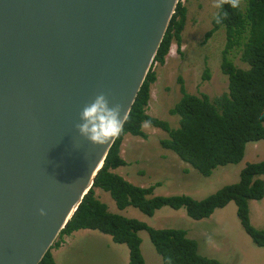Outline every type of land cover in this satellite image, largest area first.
I'll use <instances>...</instances> for the list:
<instances>
[{"label":"water","instance_id":"95a60500","mask_svg":"<svg viewBox=\"0 0 264 264\" xmlns=\"http://www.w3.org/2000/svg\"><path fill=\"white\" fill-rule=\"evenodd\" d=\"M177 2L0 0V264H39L67 225L113 143L80 112L103 92L128 114Z\"/></svg>","mask_w":264,"mask_h":264},{"label":"trees","instance_id":"16d2710c","mask_svg":"<svg viewBox=\"0 0 264 264\" xmlns=\"http://www.w3.org/2000/svg\"><path fill=\"white\" fill-rule=\"evenodd\" d=\"M222 11V10H217ZM228 17L221 24L212 18L211 29L205 39L222 28L224 46L220 54L219 69L227 79V92L212 99L200 94H187L180 77L176 83L181 95L169 110L178 117V127L170 129L166 122L148 116L146 106L150 86L156 81L152 63L161 67L172 45L179 55L181 32L185 21V6L178 0L168 22L151 65L142 81L127 114L124 133L108 149L92 187L82 198L67 225L57 234L39 264H55L51 250L57 249L64 237L79 230L96 231L127 249V264H144L140 254L138 233L147 234L161 264H220L198 254L196 243L181 229H154L146 224L111 214L93 194L99 189L108 194L117 210L131 207L147 217L162 207L183 209L194 221L208 218L214 210L232 202L235 216L251 242L264 248V232L254 229L248 219V202L264 196V161L245 165L235 184L225 185L201 200L188 196H153V187H136L112 173L126 163L120 158L121 143L126 135L146 140L141 123L150 120L152 127L164 132L166 139L159 146L173 153L202 177H208L217 167L237 164L243 157L247 143L264 140V0H243L240 9L224 5ZM238 54L246 69L235 67L228 59ZM208 77L203 71L202 80Z\"/></svg>","mask_w":264,"mask_h":264},{"label":"rangeland","instance_id":"374dc122","mask_svg":"<svg viewBox=\"0 0 264 264\" xmlns=\"http://www.w3.org/2000/svg\"><path fill=\"white\" fill-rule=\"evenodd\" d=\"M185 6V21L181 32L183 45L181 55L171 47L173 60L162 67H155L156 81L150 86L157 97L147 103L146 114L167 123L170 129L178 127V117L169 110L181 95L176 83L178 77L187 94H203L209 99L227 92V79L219 69L220 54L224 46V30L220 28L207 39L211 21L218 9L212 7L214 0H179ZM227 59L237 68L246 69L231 53ZM208 77L202 80L203 71ZM146 140L126 135L122 141L124 167L112 170L129 184L146 188L153 187V196H188L201 200L225 185L238 181L240 170L247 164L264 161V140L247 143L242 159L234 165L215 168L208 177H202L183 164L170 151L159 146V140L167 135L154 128L142 130ZM120 156V155H119ZM120 157V158H121ZM260 179L263 180L264 178ZM97 199L111 214L134 219L154 229H181L186 237L196 243L199 255L218 261L220 264H264V248L256 247L240 227L232 202L216 209L206 219H189L183 209L171 210L162 207L147 217L138 210L128 207L117 210L107 193L94 189ZM250 225L264 232V196L259 201L248 202ZM96 238L80 239L56 261L58 264H127V249L124 245L111 242L110 238L95 232ZM140 254L144 264H161L147 234L138 233Z\"/></svg>","mask_w":264,"mask_h":264},{"label":"clouds","instance_id":"9594fccd","mask_svg":"<svg viewBox=\"0 0 264 264\" xmlns=\"http://www.w3.org/2000/svg\"><path fill=\"white\" fill-rule=\"evenodd\" d=\"M242 4L243 0H214L212 7L222 10L214 15L215 23L221 24L228 17V12L223 11L224 5H228L232 10H238ZM171 47L168 52L169 56H172ZM181 50L182 46H180V52ZM155 67L152 69H155ZM121 111L122 106L120 104L110 105L107 96L103 92L98 93L90 103L82 108L80 122L75 125V128L80 136L94 145L108 144L119 138L125 131L127 112L121 118ZM151 127L150 120L141 123V130L150 129ZM46 214L44 209L40 210L41 216Z\"/></svg>","mask_w":264,"mask_h":264},{"label":"crops","instance_id":"0c3cea01","mask_svg":"<svg viewBox=\"0 0 264 264\" xmlns=\"http://www.w3.org/2000/svg\"><path fill=\"white\" fill-rule=\"evenodd\" d=\"M181 46L183 47V45H182V43H181ZM181 53H183V52H181ZM181 55V54H180ZM170 60H173V58L171 57V56H167L166 58H165V62H164V64L165 63H168V61H170ZM163 64V65H164ZM162 65V66H163ZM161 66V67H162ZM157 97L155 96V94H154V91L152 92V94L151 93H149V100H154V99H156ZM148 100V101H149ZM146 109H147V107H146ZM123 145L121 144V147H120V157L123 155ZM121 159H122V157H121ZM123 160V159H122ZM124 161V160H123ZM125 162V161H124ZM126 163V162H125ZM127 164V163H126ZM93 194H94V197L97 199V192H96V190H93ZM98 200V199H97ZM95 232L96 231H89V230H79V231H76V232H73V233H71L70 235H68V236H66V237H64L63 238V240H62V244L57 248V249H53V250H51V256H52V259H53V261H54V263L55 264H58L57 263V261H56V259H57V257H60L65 251H66V249L68 248V247H70L71 246V244H73V243H76V242H78L80 239H83V238H85V239H92V238H96L97 236H96V234H95Z\"/></svg>","mask_w":264,"mask_h":264},{"label":"built area","instance_id":"2783aa9c","mask_svg":"<svg viewBox=\"0 0 264 264\" xmlns=\"http://www.w3.org/2000/svg\"><path fill=\"white\" fill-rule=\"evenodd\" d=\"M155 66H156V63L153 62V63H152V68H154Z\"/></svg>","mask_w":264,"mask_h":264}]
</instances>
